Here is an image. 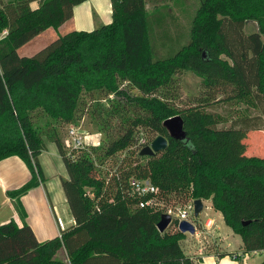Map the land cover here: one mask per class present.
Segmentation results:
<instances>
[{"label":"trees","instance_id":"1","mask_svg":"<svg viewBox=\"0 0 264 264\" xmlns=\"http://www.w3.org/2000/svg\"><path fill=\"white\" fill-rule=\"evenodd\" d=\"M82 1L0 0V31H6L0 37V160L16 156L29 171L26 182L6 192L20 224H0V264L199 261L183 254L179 241L185 234L176 219L158 232L161 212L136 206L130 178L148 179L158 196L172 192L182 202L208 199L241 241L240 252L215 250V256L240 262L241 253L264 249V155H245L243 143L247 132L264 130V0H196L190 14L186 0H109L107 24L67 31L29 56L16 53L45 28L68 19ZM246 21H256L258 29L244 32ZM182 70L199 77L200 89L189 106L177 109L165 95ZM226 88L228 95L215 98ZM93 94L111 95L108 107L97 98L86 109L81 97L93 101ZM245 96L257 113L225 120L207 110L213 102ZM83 110L100 118L97 126L104 131L108 119L116 117L114 134L105 131L98 148L67 150L59 127L77 124ZM175 114L185 131L181 140L170 138L162 125ZM137 127L152 138L163 136L166 147L152 156H140L134 148L133 158L121 159L123 165L105 182L95 160L128 151ZM46 141L54 143L66 172L60 186L73 224L60 236L37 241L19 198L43 181L37 157ZM189 220L195 226L198 217ZM257 264H264V257Z\"/></svg>","mask_w":264,"mask_h":264},{"label":"crops","instance_id":"2","mask_svg":"<svg viewBox=\"0 0 264 264\" xmlns=\"http://www.w3.org/2000/svg\"><path fill=\"white\" fill-rule=\"evenodd\" d=\"M30 7L35 8L36 3L31 2ZM110 13L109 0H84L72 7L71 16L60 25L55 28H45L19 46L26 47L23 51H16L18 55H28V52H33L43 46L46 41H51L67 31H89L101 24H107L111 19ZM243 143L245 155H264V130L247 132ZM37 159L43 174V181L27 190L19 199L25 212V222L32 229L37 241H44L57 236L61 229L72 225L73 219L60 186V179L66 178V172L54 143L46 141L45 149L39 153ZM54 160L56 161V172H53ZM28 178L29 171L18 157L9 156L0 160V224L8 220H11L15 226L20 224L6 192L18 188ZM200 201L201 210L203 209L202 202L208 201L204 208V219L197 220L198 223H201L202 229L194 226L193 234L188 236L184 233L183 239L179 241L183 254L199 257V261L195 264H245L243 262L238 263L226 255L216 257L214 255L216 249L202 253L201 247L196 245L193 237L198 240L199 236L210 234L215 237L214 245L219 247L217 251H228V245L220 244L223 241L220 233L221 227L225 225L221 214L212 209L208 199H201ZM208 258H211L209 262L207 261Z\"/></svg>","mask_w":264,"mask_h":264},{"label":"rangeland","instance_id":"3","mask_svg":"<svg viewBox=\"0 0 264 264\" xmlns=\"http://www.w3.org/2000/svg\"><path fill=\"white\" fill-rule=\"evenodd\" d=\"M196 5V0H186L185 1V13H192L194 6ZM181 22H184L185 18L184 15L181 16ZM258 29V24L256 21H246L244 26H243V30L244 32L248 33L251 31H256ZM48 42H50V40L46 41L44 45H46ZM29 44V43H28ZM43 45V46H44ZM28 46V45H25ZM37 48L36 50H31L33 52H28V55H21V56H29L32 55L34 52H36L38 49H40L41 47ZM22 48V49H20ZM24 48L26 47H18L16 50L18 52H21L24 50ZM16 51V53H17ZM18 54V53H17ZM221 57H224L223 55H221ZM200 89V79L199 77H197L195 74H193L191 71L189 70H182L177 72L176 74H174L173 76V82L172 84L169 86L168 91L165 95L166 100L170 103V105H172L174 108L177 109H182V108H186L187 106L190 105L191 102H193V99L198 96V92ZM130 94H137L138 92L135 89H130L129 90ZM229 94V89L226 88L224 91H217V93L215 94V98H219V97H224L226 95ZM155 95L160 96L161 95V91H156ZM103 97V98H100ZM110 95H95L93 94L92 100H88V98L86 96H82L81 100L82 102L87 101V105L85 106L86 109L88 107V103H92L96 101V99L98 100V102L101 103V106L103 107H108V104L110 102ZM212 105L208 106L207 110H210L219 114L222 118H224L225 120L228 118H231L235 115L238 114H243V113H257L258 110L256 109V106L253 105L250 97L245 96L243 99L241 100H236L234 98H232L231 100L228 101H217L216 103L213 102L211 103ZM247 111V112H246ZM79 112L77 111L76 114H78ZM81 116L79 117L77 124L76 123H68V124H76L80 126V130L82 131L83 135L85 136V146H94L97 147L100 145L103 137L105 136V131H108L109 134H114V131H111L112 129L116 128V123L118 122L117 118H109L108 119V126L106 128V130L104 131V129H98L97 124L100 121V118H96L91 116L90 114H88V112H85V110H83L81 113H79ZM178 115V114H175ZM179 116V115H178ZM41 118H38V121H40ZM44 121V119H42ZM53 123L55 124L56 122L53 121ZM53 124V125H54ZM68 124H63L61 127H59V134L63 140V142L65 143V149L69 150V141L66 135V129ZM227 122H222L220 124H218L219 126L222 125H226ZM135 137H137V140L135 141L134 145L128 150V151H120L115 153L114 155L110 156V157H106L103 159H99V160H95V166L98 169V172L100 174V176H104V178L106 180L109 179V174L110 172L115 169L118 165H123V163H127L129 162V160H131L133 157L129 156L130 152H134V148L135 151H138V149L136 148L137 146H140L141 140H143L144 142H146L147 140H151L152 139V133L150 131H148L145 128L142 127H137L135 129ZM149 142V141H148ZM140 148V147H139ZM137 149V150H136ZM127 153V154H126ZM129 153V154H128ZM128 155V157L126 156ZM124 158V159H123ZM121 159L124 160V162H121ZM56 161L54 160V165H53V172H56ZM157 200H156V205L154 206L155 210H158L160 212L166 213L167 209H172L174 210L176 207L181 206L184 201L182 202L181 200L176 199V197L174 196V194L168 193L164 196H157ZM188 201V200H187ZM208 201H203L202 202V210L199 211L197 217L198 220H203V214L205 212V206H207ZM170 225V223L168 224V226ZM167 226V227H168ZM197 228L202 229L201 227V223H196L195 225ZM166 227V228H167ZM224 227V228H223ZM223 227H221V236L223 237V241L220 242V244L222 245H228L227 250L230 252H240L241 251V241H240V237L236 234H233L230 229L223 225ZM165 228V229H166ZM186 235L189 236V233H186ZM215 237L213 235L210 234H204L203 236H199V239L196 240L195 237H193V240L196 242V245L200 246L202 249V253H205L206 251H212V250H217L219 247L215 246L214 241ZM191 241V240H190ZM58 255L62 257V252L61 250H59ZM215 255V254H214ZM218 257V256H216ZM264 257V255L262 253H255V254H251V253H245L242 254L241 253V257H240V262L238 263H245V264H253L258 262L259 260H261ZM211 260V258H208L207 261L209 262Z\"/></svg>","mask_w":264,"mask_h":264},{"label":"built area","instance_id":"4","mask_svg":"<svg viewBox=\"0 0 264 264\" xmlns=\"http://www.w3.org/2000/svg\"><path fill=\"white\" fill-rule=\"evenodd\" d=\"M5 29H2L0 31V37L5 34ZM111 96V95H110ZM66 135L69 141V150L76 151L79 148H82L85 146V136L83 135L82 131L80 130V126L76 124H68L66 129ZM141 144H144V141L141 140ZM143 146V145H141ZM140 146V147H141ZM105 182L107 180L104 178V176H100ZM128 186L130 190V194H133L137 197L136 206L137 207H146L151 210H155L154 206L156 205V200L158 196V190L157 188L148 180V179H135L130 178L128 179ZM88 196L92 199L94 202V206H96V198H94L93 194L88 191ZM163 213V212H161ZM166 213L169 214L171 218V222L173 219H176L177 223L180 220H189L191 215L193 214V204L192 201H186L181 206L176 207L174 210L167 209ZM170 222V223H171ZM57 236H60L58 233ZM251 254L255 253H262L264 255V249L261 250H253L250 252ZM240 255V254H236Z\"/></svg>","mask_w":264,"mask_h":264},{"label":"water","instance_id":"5","mask_svg":"<svg viewBox=\"0 0 264 264\" xmlns=\"http://www.w3.org/2000/svg\"><path fill=\"white\" fill-rule=\"evenodd\" d=\"M162 125L166 128L170 138L175 140H181L185 137V131L182 128V120L178 115H173L162 121ZM166 147V139L163 136H154L147 144L141 146L137 151L140 156H152L158 151L163 150ZM193 204V216L196 217L201 210L200 199H194ZM171 222V218L167 213H161L155 227L158 232H162L168 224ZM177 229L182 233H194V226L187 220H180L177 223Z\"/></svg>","mask_w":264,"mask_h":264}]
</instances>
